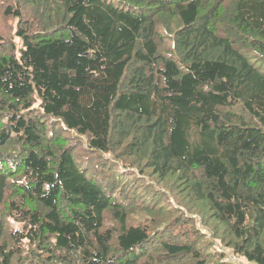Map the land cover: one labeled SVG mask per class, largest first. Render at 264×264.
Here are the masks:
<instances>
[{
  "label": "trees",
  "instance_id": "obj_1",
  "mask_svg": "<svg viewBox=\"0 0 264 264\" xmlns=\"http://www.w3.org/2000/svg\"><path fill=\"white\" fill-rule=\"evenodd\" d=\"M236 258L264 264V0H0V264Z\"/></svg>",
  "mask_w": 264,
  "mask_h": 264
},
{
  "label": "rangeland",
  "instance_id": "obj_2",
  "mask_svg": "<svg viewBox=\"0 0 264 264\" xmlns=\"http://www.w3.org/2000/svg\"><path fill=\"white\" fill-rule=\"evenodd\" d=\"M216 249L217 250H219V251H221V248L220 247H216ZM227 259V258H226ZM233 259H234V257H233ZM235 262L237 263V264H256L255 262H252V261H245V260H243V259H240V258H236L235 259Z\"/></svg>",
  "mask_w": 264,
  "mask_h": 264
}]
</instances>
